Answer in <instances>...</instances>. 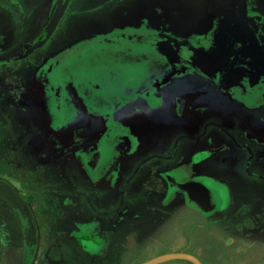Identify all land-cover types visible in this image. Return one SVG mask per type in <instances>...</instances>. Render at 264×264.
<instances>
[{"label":"flooded vegetation","instance_id":"1","mask_svg":"<svg viewBox=\"0 0 264 264\" xmlns=\"http://www.w3.org/2000/svg\"><path fill=\"white\" fill-rule=\"evenodd\" d=\"M8 1L19 17L0 2V264L12 252L41 264L46 221L90 264H264V0H195L189 33L179 7L159 19L133 0L99 15L87 0ZM93 18L85 40L61 37ZM95 45L109 72L91 83L63 60Z\"/></svg>","mask_w":264,"mask_h":264},{"label":"rangeland","instance_id":"2","mask_svg":"<svg viewBox=\"0 0 264 264\" xmlns=\"http://www.w3.org/2000/svg\"><path fill=\"white\" fill-rule=\"evenodd\" d=\"M24 1V0H23ZM28 5H30L32 8L35 7L36 3L35 0H25ZM133 0L132 3H134V6L136 9L133 11L139 15H144V13L148 12L152 8V12L156 15L157 18L161 19L163 17H172V13L174 12V9H177V7L182 8V16L180 17V21H176V19L171 18L170 21H176L178 23V26L181 27V31H186L187 33L192 32L194 30H199L201 28L198 27L199 21H195L194 19V14L197 10L195 0ZM233 2H239V0H232ZM5 6L8 8L12 9V16L11 18L15 21L17 17H19L18 12L19 8L17 5H14L13 2L11 1H5V0H0ZM160 6H163L164 10H161ZM235 7V6H234ZM233 7V8H234ZM84 12L87 13H93V14H102V13H110V9L112 8V3L106 0H87V5L83 6ZM84 12H78V13H84ZM236 13V11H234ZM136 14V15H137ZM169 15V16H168ZM137 16V18H138ZM234 16V15H232ZM83 22H86V26H80L76 27L75 29L68 31L66 30L65 32H61V37L65 35V39L68 41H77L79 39H84L87 36H90L91 34H95L96 32L100 31V25L98 19H78L76 20V23L79 25H83ZM68 23V21H67ZM20 24H18V28L22 29ZM25 31V27H23V30ZM31 30L22 32V35L18 34L14 30L13 31V37H16V46L20 42H24L27 39L31 38L30 32ZM26 34V35H25ZM57 34V33H56ZM59 34V33H58ZM25 35V37H24ZM26 39V40H25ZM53 39V38H52ZM19 40V42H18ZM85 40V39H84ZM89 40V39H86ZM15 46V47H16ZM47 46V45H46ZM41 51L36 50L33 53H31L27 58H24L20 60L18 63V67L23 68L24 62H28L30 60H33L34 57H37V54ZM65 52H61L59 55V58H62L64 56ZM108 61L107 59H105ZM91 57L86 58L84 63L79 64L80 66V75H85L87 77H102L104 76L101 70L99 69L100 67L104 70L101 62L97 63L96 65H91L90 63ZM16 63V62H13ZM119 64H117L118 66ZM125 70H133L132 68H125ZM84 180V178H82ZM81 179V180H82ZM82 180V181H83ZM83 195V193H81ZM92 218L89 217L87 218L88 220ZM166 222H169L168 220H163L160 224H164ZM60 223H56L54 221H46L44 226H43V241H44V253H43V258L41 260V264H72L70 261H72L74 255L77 256L75 259V264L76 262L82 263V264H90L88 263V258L87 253L84 250H81L79 245L71 238H69L66 235H62L61 233H58L59 225ZM149 227V226H148ZM115 240L118 241H123L125 238V229L120 226L117 229V232L114 235ZM125 241V240H124ZM123 241V242H124ZM113 243H116L115 241ZM121 246V243L119 244ZM141 252V250H140ZM127 253V252H126ZM138 256L144 255L143 253H138ZM142 257V258H146ZM20 260V254L17 252H12L11 254L9 253L7 261L8 264H19ZM102 259L100 260H93V264H102Z\"/></svg>","mask_w":264,"mask_h":264},{"label":"water","instance_id":"3","mask_svg":"<svg viewBox=\"0 0 264 264\" xmlns=\"http://www.w3.org/2000/svg\"><path fill=\"white\" fill-rule=\"evenodd\" d=\"M62 12V7L57 11V13L55 14V16L53 17L52 19V22L50 23V25L48 26L47 28V33H51L52 32V29H53V26H54V23L56 22V20L58 19V16L61 15V12ZM39 44H36L32 47H36L38 46ZM31 48L28 49V51H30ZM91 57V65H96L97 63H100L102 64L104 70L100 67L99 69L101 70V72L104 74H106L107 72V68L109 67V64H108V61L105 63L104 61H106L105 59L108 60V58L106 57V54H103L101 52V50H99V48H97V46H93L91 49L87 50V51H83L82 53H77V54H70L69 56H67L66 59L63 60V62H67L69 61V65H67L69 68H71L72 71L74 72H77V75L78 77L80 78H85L87 76L85 75H80V66L79 64L81 63H84V61L86 60V58H90ZM101 77V76H100ZM92 79H96L98 77H95V76H92L91 77ZM91 78H87L89 80H91V83H93L92 79ZM123 87V86H121ZM190 257V256H189ZM156 260H159V258H156V259H153V260H149V261H146V262H143L141 264H151L153 262H155Z\"/></svg>","mask_w":264,"mask_h":264},{"label":"bare ground","instance_id":"4","mask_svg":"<svg viewBox=\"0 0 264 264\" xmlns=\"http://www.w3.org/2000/svg\"><path fill=\"white\" fill-rule=\"evenodd\" d=\"M152 34V36H155V33H151ZM148 35H150V34H148ZM161 35H165V34H161ZM157 36V35H156ZM163 37V36H162ZM167 40L169 41V42H172V41H174L175 39L174 38H172V37H170V36H167ZM181 43H183V44H188V40L187 39H184V40H182L181 41Z\"/></svg>","mask_w":264,"mask_h":264}]
</instances>
